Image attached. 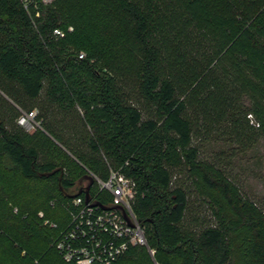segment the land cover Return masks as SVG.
I'll return each instance as SVG.
<instances>
[{
  "label": "trees",
  "instance_id": "1",
  "mask_svg": "<svg viewBox=\"0 0 264 264\" xmlns=\"http://www.w3.org/2000/svg\"><path fill=\"white\" fill-rule=\"evenodd\" d=\"M214 134L240 152L264 138V0H55L39 15L0 0V264H74L55 246L62 205L110 167L136 181L155 251L113 264H264V210L203 158Z\"/></svg>",
  "mask_w": 264,
  "mask_h": 264
},
{
  "label": "built area",
  "instance_id": "2",
  "mask_svg": "<svg viewBox=\"0 0 264 264\" xmlns=\"http://www.w3.org/2000/svg\"><path fill=\"white\" fill-rule=\"evenodd\" d=\"M19 1L27 11L33 8L39 15L41 5H50L55 0ZM73 30L72 26L67 31L55 28L53 33L57 38H65L67 32ZM79 56L83 58L85 53L81 52ZM35 117L36 111L25 113L19 119V124L31 131L39 125ZM87 176L92 178V185L97 188L95 194L91 195L89 191V202L85 196V190L90 183L87 178L82 186L84 196H75L62 205L69 219L65 227L60 229L55 246L63 259L74 264H113L132 245L146 246L151 255H154L155 251L148 246L145 228L133 209L137 196L136 181L122 168L110 167L106 179L90 170H87ZM101 192L108 194L109 198H100ZM50 204L55 208L58 203L52 200ZM17 211L15 208L16 213ZM39 217L45 225L58 227L57 223L45 218L43 211L39 212Z\"/></svg>",
  "mask_w": 264,
  "mask_h": 264
},
{
  "label": "rangeland",
  "instance_id": "3",
  "mask_svg": "<svg viewBox=\"0 0 264 264\" xmlns=\"http://www.w3.org/2000/svg\"><path fill=\"white\" fill-rule=\"evenodd\" d=\"M202 156L219 165L242 192L264 210V138L250 150L240 152L224 136L214 134L203 143ZM29 242L33 249L41 247L35 237Z\"/></svg>",
  "mask_w": 264,
  "mask_h": 264
},
{
  "label": "water",
  "instance_id": "4",
  "mask_svg": "<svg viewBox=\"0 0 264 264\" xmlns=\"http://www.w3.org/2000/svg\"><path fill=\"white\" fill-rule=\"evenodd\" d=\"M86 178H88L90 180V183H89L88 187L85 190L86 201L89 202V200H90L89 191H90V187H91V185L93 183V180L89 176H87Z\"/></svg>",
  "mask_w": 264,
  "mask_h": 264
}]
</instances>
